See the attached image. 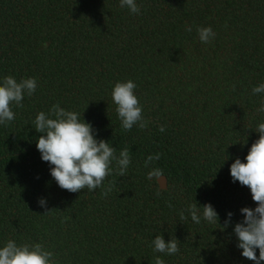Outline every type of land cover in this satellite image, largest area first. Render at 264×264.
Segmentation results:
<instances>
[{
    "label": "trees",
    "instance_id": "trees-1",
    "mask_svg": "<svg viewBox=\"0 0 264 264\" xmlns=\"http://www.w3.org/2000/svg\"><path fill=\"white\" fill-rule=\"evenodd\" d=\"M136 3L139 14L119 0H0V80L37 81L22 108L13 104L15 120L0 125V247L42 243L58 264H154L156 256L165 264H254L233 226L241 208L256 205L230 165L246 162L264 122V93L252 92L264 83V0ZM198 27L215 33L208 44ZM127 80L137 85L143 129L125 131L115 112L112 87ZM54 104L82 114L117 156L127 148L126 174L114 161L95 191L61 189L36 148L34 124ZM154 168L164 190L148 177ZM196 202L210 203L221 225L232 212V224H196L186 211ZM156 235L176 238L180 251L154 252Z\"/></svg>",
    "mask_w": 264,
    "mask_h": 264
},
{
    "label": "clouds",
    "instance_id": "clouds-1",
    "mask_svg": "<svg viewBox=\"0 0 264 264\" xmlns=\"http://www.w3.org/2000/svg\"><path fill=\"white\" fill-rule=\"evenodd\" d=\"M122 8H127L130 14H139L140 8L136 0H119ZM191 31V27L186 29ZM199 41L208 44L215 33L211 27H198ZM137 85L132 80L117 81L111 90L115 112L121 121V127L130 131L134 126L143 129L148 121L143 116V107L135 94ZM37 88L35 78H24L19 82L11 75L0 80V125H7L15 120L13 104L23 107L25 94L31 96ZM253 94L264 93V83L252 88ZM264 113V103L257 109ZM80 113L61 108L59 104L52 105L50 111L39 112L34 120L35 131L40 133L36 139V148L41 154V159L50 165V175L57 185L71 193L82 192L84 189L95 191L103 185L106 178L112 173L113 162L118 169L117 174L123 176L131 163L128 149L125 148L116 155L114 147L108 141L96 138L95 130L86 122ZM164 132L163 125L159 127ZM255 132L256 139L248 150L242 162L236 158L230 165L232 181L239 182L247 187L255 207H243L240 213L243 219L233 226V234L237 238V248L241 249L242 257L253 261L254 264L264 262V122H260ZM247 143V142H246ZM245 143V144H246ZM154 159L149 156L146 166ZM161 169L154 168L148 173L151 179L162 177ZM111 187L103 193L107 195ZM38 204L46 207V200L40 198ZM46 211L45 213L49 212ZM190 213L191 220L196 224L201 220L208 224H217L223 231L232 224V212L226 214L227 218L221 225L219 216L210 203L199 206L198 203L189 205L186 210ZM181 219H186L183 211ZM154 252L166 255H175L180 251L179 241L176 238L165 241L163 235H156L151 241ZM257 250L259 255L257 256ZM0 264H58L52 251L46 250L42 243L17 244L15 240L8 239L0 247ZM154 264H165V261L156 256Z\"/></svg>",
    "mask_w": 264,
    "mask_h": 264
},
{
    "label": "water",
    "instance_id": "water-1",
    "mask_svg": "<svg viewBox=\"0 0 264 264\" xmlns=\"http://www.w3.org/2000/svg\"><path fill=\"white\" fill-rule=\"evenodd\" d=\"M156 184L158 186V189L164 190L166 188V181L164 177L156 178Z\"/></svg>",
    "mask_w": 264,
    "mask_h": 264
}]
</instances>
